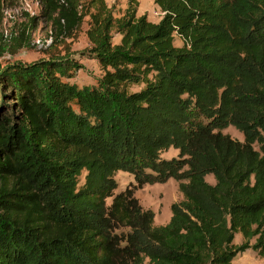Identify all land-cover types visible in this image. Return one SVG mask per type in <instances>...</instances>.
I'll use <instances>...</instances> for the list:
<instances>
[{"label":"trees","instance_id":"trees-1","mask_svg":"<svg viewBox=\"0 0 264 264\" xmlns=\"http://www.w3.org/2000/svg\"><path fill=\"white\" fill-rule=\"evenodd\" d=\"M154 3L157 22L137 0L118 17L105 0H44V55L0 62V264L264 255V0ZM85 19L79 56L100 74L79 84L65 40ZM229 125L243 141L221 132ZM171 147L178 157L161 158ZM119 171L137 186L178 182L166 224L133 188L115 192Z\"/></svg>","mask_w":264,"mask_h":264},{"label":"rangeland","instance_id":"rangeland-1","mask_svg":"<svg viewBox=\"0 0 264 264\" xmlns=\"http://www.w3.org/2000/svg\"><path fill=\"white\" fill-rule=\"evenodd\" d=\"M110 6L113 5L114 16H120L127 5V0H105ZM137 15H145L149 20L157 22L162 13L154 3V0H137ZM44 0H0V62L23 61L31 62L44 55L45 49L50 45L53 38L51 23L43 15ZM34 20L31 22V19ZM87 19L84 20L78 29L75 41L65 40L70 44V55L77 59L83 68L75 75L74 80L79 84H86L93 81L100 73L97 62L91 58L80 59L79 52L84 51L89 46V41L85 34L87 29ZM24 33L25 36H22ZM24 37V40H19ZM118 36L114 41L118 40ZM20 44L22 45L21 47ZM180 45L179 39L175 41ZM58 49H62L59 46ZM223 134L229 135L232 139L243 141V135L233 126L221 129ZM178 157V149L169 148L161 154V158L171 159ZM206 181L213 184L214 177L209 174ZM117 189L115 192L126 187L135 190V196L144 209H150L154 213L153 223L155 226L164 225L171 215L170 207L174 202L182 200L183 196L178 189V182L169 178L165 182L143 184L137 186L134 175L130 172L119 171L115 174ZM111 199L107 200L109 204ZM241 242V235H236L235 243ZM143 264H149L146 259ZM231 264H264V255H259L254 249H246L237 254Z\"/></svg>","mask_w":264,"mask_h":264},{"label":"crops","instance_id":"crops-1","mask_svg":"<svg viewBox=\"0 0 264 264\" xmlns=\"http://www.w3.org/2000/svg\"><path fill=\"white\" fill-rule=\"evenodd\" d=\"M170 218V217H169Z\"/></svg>","mask_w":264,"mask_h":264}]
</instances>
